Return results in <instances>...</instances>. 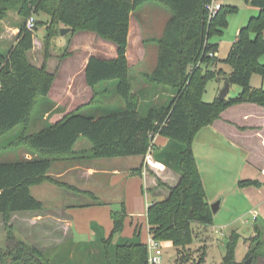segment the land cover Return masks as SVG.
I'll use <instances>...</instances> for the list:
<instances>
[{
    "label": "trees",
    "instance_id": "1",
    "mask_svg": "<svg viewBox=\"0 0 264 264\" xmlns=\"http://www.w3.org/2000/svg\"><path fill=\"white\" fill-rule=\"evenodd\" d=\"M211 1L0 0V19L13 10L27 18L32 13L46 15L45 21L37 18L36 26L44 23L46 27L43 42L48 51L43 66L29 61L27 55L34 48L37 27L28 30L23 25L13 47L7 54L0 53V138L17 125L27 127L37 103L49 95L55 75L47 69V62L52 55V40L61 28L69 27L75 33L94 32L117 46L116 57L107 59L94 55L89 59L84 69L86 83L94 91V97L89 102L71 112L54 111L49 115L45 128L17 137L18 142L28 146L37 156L0 163V215L4 218L8 234L7 247L0 249V264H55L61 261L64 253L72 256V248L57 251L49 257L54 248L45 251L19 240L11 217L13 213L45 209L44 202L31 192L34 185L51 181L61 187L81 191L50 174L54 161L77 158L82 153L75 150L81 135L90 141V152L95 159L145 156L152 147L153 159L146 161L149 170H160L163 164L180 174L174 186L157 177L158 185L148 189L153 194L161 187L168 190V195L160 196L163 197L160 200L157 196L147 209L150 234L155 239L171 241L180 253L194 241L191 227L194 221L206 226L214 223L215 214L208 201L193 141L198 131L220 119L222 111L228 107L245 102L264 106V88L251 84L254 73L264 76V62L261 61L264 56V0H246L260 10L240 29L228 57L223 60L232 69L230 72L216 69L219 44L211 39L223 33L229 24L227 14L235 12L237 6L228 9L222 6L209 19L206 4ZM147 2L158 3L173 13L164 34L155 40L159 44L158 63L148 79L157 86L175 90L176 94L169 105L152 108L142 116L139 113L140 95L132 88L127 51L132 15ZM69 55L65 53L62 57ZM211 78H223L225 82L238 84L241 91L234 98L205 102L203 95ZM110 81H117V92L126 104L125 109L101 115L80 113L85 105L95 100L99 93L96 86ZM158 134L167 137L169 143L160 148L153 145ZM256 184H259L257 180H241L239 183L241 186ZM81 192L97 199L92 192ZM111 215L114 221L112 234L107 237L103 233L98 237V243L103 247L104 263L150 264L148 246L141 241L138 227L133 237L121 236L114 243L115 235L123 233L128 217L125 203L122 202V208L114 210ZM258 220L257 216V236L252 240L259 242L258 246H264V241L259 239L262 228ZM239 238L237 231L229 235L226 254L220 264H246L236 259ZM258 246L251 248L248 256L253 254L258 258ZM202 262L201 258L198 264ZM71 264L81 263L73 257Z\"/></svg>",
    "mask_w": 264,
    "mask_h": 264
},
{
    "label": "rangeland",
    "instance_id": "2",
    "mask_svg": "<svg viewBox=\"0 0 264 264\" xmlns=\"http://www.w3.org/2000/svg\"><path fill=\"white\" fill-rule=\"evenodd\" d=\"M217 2L220 3L224 9L237 6L235 12H229L227 14V22H229V24L223 30V33L220 36H213L211 39L213 43L219 44L216 69L222 68L226 72H230L232 69L223 60L228 57L231 47L238 38L237 35L240 29L249 23L252 16L258 15L260 9L250 5L246 0H217ZM156 7L170 13L168 9L157 3L147 2L141 5L140 9L137 10L133 16L132 23L134 26L139 27V40L141 41L138 43V41L134 40L131 45L134 47V50L144 48L147 55L146 60L144 61L143 59V63L137 61V65H134V67L131 68L132 80L134 82V87L137 90L142 88L141 86H138L139 82L144 78L142 71H150L157 65L159 44L155 41L157 40L155 38H160L158 37L160 29L155 26H159L160 24L156 21ZM32 14L38 19L41 18L40 20H46V15L38 16L35 13ZM9 15L0 19L1 54H7L13 47V41L16 37L14 34L18 35L20 33L27 18L21 15L18 11H13ZM7 26H10L13 29L9 30ZM14 27L19 28L20 30L15 31ZM36 27V48L35 50L34 48L30 50L27 55L29 61L35 65L41 62L42 58H45L46 63V53H48L47 47H45V42H43L46 35V27L44 23H38ZM61 29L60 33L52 40L53 46L50 50L52 54L51 57H62L65 53H70L68 51L72 48L71 45L74 43V38L77 37V33L75 32L62 34ZM75 57L78 58V54H75ZM261 61L264 62V56ZM60 63V59L53 61V66L55 67L53 68L54 73L57 74L58 77L62 73L60 69L56 70L57 67H60ZM148 82L151 81L148 79ZM107 83L109 82L101 83V87H108L106 86ZM225 83L226 82L223 78L209 79L206 83L207 86L203 95V101L212 102L219 98L222 89L225 87ZM251 84L258 88H264V76L254 73L251 77ZM150 85V89L137 92L142 97V104L139 109V113L142 116L146 115L152 108L169 105L171 103L170 101L176 94L175 90L173 91L168 87L161 85L157 86L155 84ZM230 85L231 88L227 95L228 99L236 97L241 91L240 85ZM110 87L111 89L108 95L101 92L100 90L102 88H99V93L97 94L94 103L85 105L80 113L91 115L95 111L101 110L103 111L102 114L111 111L116 112L124 110L126 104H124L122 98L117 92V85L112 83L109 88ZM93 97L94 94L91 98ZM81 101L88 102L89 98H83ZM50 105L51 101L42 99L37 103L31 118L27 121V127L22 124L17 125L15 129L1 136L0 163L2 161H17V159H31L34 156H37L36 153L30 151L28 146L18 142L17 137L20 134L33 133L45 128L48 122L44 121V112L50 107ZM198 132L199 134L196 135L197 137H195L193 141V148L195 149L194 152H196L195 155L200 165L199 167L203 181H205L204 183L208 199L211 204L217 202L222 197H224L225 200L222 207L218 210V213L214 215L213 226H206L196 221L191 224L194 231V241L187 248L180 251V253H178V248L174 245L168 247L162 242V245L164 246L162 264H198L201 258L203 259L201 264H220L223 261V256L226 254V242L233 231H237L240 235L236 259L244 261L246 264H264V260L259 256L258 258L253 254L248 256L250 249H254L255 246L257 247L259 244V242L256 243L252 238L257 236L254 224L255 218L260 211L255 212V209L251 208V205H248L237 188L236 176L240 169L235 163H232L233 166L227 164V161L232 158L227 153L226 157L222 160L226 163L223 164L222 162L215 167V171L217 169V174L220 177L217 178L216 174L214 176L213 167L209 164L208 149H206L209 127L203 128ZM258 147H260V160L264 161V146L259 145ZM75 150L82 152L78 157L84 156L86 160L98 161V166H103L104 163H111L113 161V157L93 158L92 152H90L91 143L87 137L82 135L75 145ZM115 158L126 160L125 157ZM130 159L135 160L138 158L132 156ZM151 159H153V157ZM138 161L139 162L135 163L136 166L134 167H136L137 172L140 173L142 171V162H140V160ZM57 166L51 167L50 174L56 171V168L57 170L61 169V165ZM52 176L54 177V175ZM73 176H75V174H73ZM113 177L115 178L114 175H109L107 178H103L97 182L98 186L93 193L97 196V199H94L92 195L81 191L77 192L67 187L64 188L57 186L51 181L34 185V187L31 188L33 196L37 197L39 200H44L46 204L45 206L49 208L42 213L44 217H46V220L42 225L35 223V225L29 226L27 225L29 220H27L23 214L14 215L11 220L14 227V233L19 240L27 241L41 250L46 251L54 248L49 257H53L57 251L64 252L70 248L73 249L72 256L64 253L62 254L61 261L59 263L57 261L55 264H71V262H73V257L80 261L81 264H105L103 247L98 243V237L103 233L107 237L112 234L114 221L111 213L114 210H120L122 208L121 198L124 197L128 217L125 222L124 232L115 235L114 243L118 241L121 236L129 237L130 233L135 231V226L141 228L142 232L140 239L146 241L149 235V230H147L148 214L146 213V203L149 200H153L154 195L148 190L147 194L146 191L144 194V182L140 174L134 173L123 177L120 182L121 184L113 182L115 181ZM67 179H69V182L74 180H70V178L66 177L59 178L58 180L65 181ZM65 182L69 184V182ZM74 182L76 181L74 180ZM93 183L95 184V182ZM218 191L222 192L219 194ZM161 198L163 197L158 199L160 200ZM55 206L60 207L62 211H68L74 216L73 232L75 238L69 234H67V236L61 234V231H59L60 229H57V227L52 225V217H50V215L52 213L56 215L58 214L56 210H53ZM257 222L262 228L259 239L260 241H264V223L262 215ZM7 235L4 218L0 215V249L7 247ZM61 238L63 240L59 242ZM257 253L264 257V246L262 244L258 246ZM178 258L180 262L178 261ZM249 258L251 259L250 263H248Z\"/></svg>",
    "mask_w": 264,
    "mask_h": 264
},
{
    "label": "crops",
    "instance_id": "3",
    "mask_svg": "<svg viewBox=\"0 0 264 264\" xmlns=\"http://www.w3.org/2000/svg\"><path fill=\"white\" fill-rule=\"evenodd\" d=\"M155 9L157 10L156 21H158V23L160 24L159 26L156 25L155 27H158L160 29V34L158 37H161L164 34V31L168 24L167 22L172 18L173 13L169 9L168 10L170 11L171 14L163 11L159 7H156ZM13 11L16 12L15 10ZM13 11H9L8 15ZM134 14L135 12L132 15L131 23H130L131 28L129 32V38H128L129 45L127 51V56L129 58L131 68L134 67V65H137V61H139V63H143L142 62L143 59L145 61L147 58L144 48H141L140 50H134V47H132L131 45L132 41L134 40L138 41V43L141 41L139 40V31H140L139 27L134 26V24L132 23ZM7 28L9 30L13 29L10 26H7ZM14 30L16 31L20 29L14 27ZM14 35H16V37L13 43L16 41L17 38V34ZM76 36L77 37L74 38L73 41L74 43L71 45L72 48H70V50L68 51L70 52L69 56L67 57L53 56L50 57V59L47 62V67L49 71L55 75V80L50 89L51 91L49 95L47 96V98H45L46 101H51L50 107H48V109L44 112L45 122H47L49 115L54 111H60L62 113L71 112L79 108L81 104L87 103L85 101H81L83 98L88 97L89 101L92 99L91 97L94 91L87 85L86 76L84 73V69L91 56L95 55L101 58L110 59L116 57L117 55L116 44L113 43L112 41L103 40L94 32L92 33L88 31H78ZM35 42H36V36L34 37V43ZM35 46L36 43L34 45V50L36 48ZM158 52H159V48H158ZM158 52H157V63L159 57ZM75 54H78V58L75 57ZM56 59H60L61 61L60 67H57L56 69V70L60 69L62 71L59 77L57 74L54 73V69H53L55 68L53 66V61ZM44 63H45V58H42V61L36 65L40 67ZM156 66L150 71H145V70L142 71V75L144 78L139 82L138 86L142 87L139 90H137L134 87V82L132 80V72L130 68L129 70L130 79L132 83V88L134 89L135 92L141 90H147L151 88L150 84L153 83L148 82V75L154 72ZM112 83L116 84L117 81L114 82L110 81L109 83L106 84V86L108 87L105 86L101 87V84H99L96 86V88L98 90L99 88L100 89L102 88L100 91L108 95L111 89V87L109 88V86H111ZM140 98L142 100L141 96ZM94 101L92 103H94ZM102 113L103 111L101 110V111H95L93 114L101 115ZM220 117H221L220 119L206 126L209 127V132L207 134L206 149H208L209 164L212 165L213 167V175L215 176L216 174L217 178L220 177L217 174V169L215 171V167H217L218 165H220V163L223 162L222 161L223 158L226 157L228 153V155H230V157L232 158L231 160L227 161V164H231V166H233L232 163H235L240 169V171L237 173L236 176L237 188L240 194L243 196V198L248 203V205H251L252 206L251 208L255 209V212L260 211L257 216L260 218V216L262 215L264 220V161L260 160V149H259L260 147H258L259 145L264 146V106H261L254 102L240 103L238 105L228 107L227 109L222 111ZM168 143H169V139L161 134L156 135L152 142V144L155 145L157 148L163 147ZM131 157L130 156L125 157L126 160L117 159L113 157V161L111 163H104L103 166H98L99 165V163H97L98 161L96 162L93 160H86L82 156L77 158H67L63 160H57L53 162L52 167L61 165V169L57 170L56 168V171L52 172L51 174L54 175V177H56L57 179L59 178L61 179L65 177L70 178V180L74 179L77 183L74 182V180L69 182V179L65 181L69 182V184L74 185L81 191L88 190L89 192L92 193L95 192V189L98 186L97 182L99 180H102L103 178H107V176L109 175L115 176V178L113 177V179L115 180L113 182L117 184H121L120 182L123 177H126L129 174H134V173L140 174L144 182V186H143L144 194L145 191L147 194V190L150 187H156L158 185L157 177L160 180H162V182H165L167 185L174 186L177 184L178 179L180 177V174L178 172L173 171L172 169L168 168L163 164H162L163 166L162 169L160 170L155 169L154 172L149 170L148 166H146V158H145L146 155L136 156V158L138 159L135 160L130 159ZM138 160L142 162L141 163L142 171L140 173L137 172L136 167H134L136 166L135 163L139 162ZM225 163L226 162H223V164ZM73 174L77 176L75 177L73 176ZM241 180H254V181L257 180L259 184L241 186L239 185ZM93 182H95V184ZM218 192L220 194L222 191H218ZM154 194H155V196L153 197L154 199L149 200L146 203V213L148 206L153 201H155L156 197L168 195V190L166 189V187L165 188L161 187V189H158ZM121 199H122L121 202L125 203V208H126V201L124 197H122ZM220 199H222V203L220 206L221 208L225 198L222 197ZM41 201H43L44 205H46L44 200ZM47 209L49 208L45 206V209L43 211H35V212L27 211V212L13 213L11 218H13L14 215L16 216L18 214H23L24 217H26V219L29 220V222H27V225L32 226L35 225V223L42 225L46 220V217H44L42 213L47 211ZM53 210H56L58 214L56 215L52 213L50 215V217H52L51 218L52 225L57 227V229H60L59 231H61V234L65 236L69 234L70 236H73V238H75V234L73 232V224L75 220L74 216L71 215L68 211L66 212L62 211L60 207L55 206ZM213 225L214 224H212V226ZM138 228L140 227L138 226ZM135 229L136 226L134 227V230ZM139 230L140 232H142L141 228ZM147 230H149L148 220H147ZM255 231H256V227H255ZM135 233L136 230L133 233H130L129 237L127 236L126 237L131 238L133 235H135ZM150 235L151 234L149 230L148 237ZM62 240L63 239L61 238L59 242ZM141 241L143 243H146L147 239L146 241L141 239ZM162 242L164 243V245H167L168 247L173 245L171 241H162ZM259 257L262 258V260H264L263 256H259Z\"/></svg>",
    "mask_w": 264,
    "mask_h": 264
},
{
    "label": "built area",
    "instance_id": "4",
    "mask_svg": "<svg viewBox=\"0 0 264 264\" xmlns=\"http://www.w3.org/2000/svg\"><path fill=\"white\" fill-rule=\"evenodd\" d=\"M208 10V18H213L219 10L222 8V5L217 2V0H212L210 3L206 4ZM36 21L37 18L34 14L29 15V17L25 21V27L28 30L36 29ZM213 55V54H212ZM153 155L152 147L149 148L148 153L146 154V161L150 160ZM146 245L148 246L149 256L148 261L150 264H162L164 246L162 242L155 239L152 235H150L147 239Z\"/></svg>",
    "mask_w": 264,
    "mask_h": 264
},
{
    "label": "water",
    "instance_id": "5",
    "mask_svg": "<svg viewBox=\"0 0 264 264\" xmlns=\"http://www.w3.org/2000/svg\"><path fill=\"white\" fill-rule=\"evenodd\" d=\"M71 30L72 29L69 27H63L61 29V33L66 34L68 32H71ZM230 88H231L230 83L226 82L225 87L222 89L221 94L219 96L220 100L225 99L227 97V95L229 94ZM221 203H222V199H219L217 202L211 204V209H212V212H214V214L218 213V210L220 209ZM250 261H251V259L249 258L248 263H250Z\"/></svg>",
    "mask_w": 264,
    "mask_h": 264
}]
</instances>
